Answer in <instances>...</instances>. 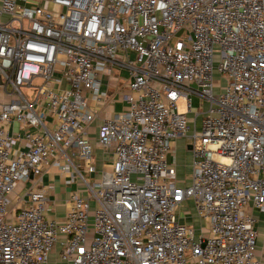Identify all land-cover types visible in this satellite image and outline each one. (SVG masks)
Returning a JSON list of instances; mask_svg holds the SVG:
<instances>
[{"label": "built area", "instance_id": "2783aa9c", "mask_svg": "<svg viewBox=\"0 0 264 264\" xmlns=\"http://www.w3.org/2000/svg\"><path fill=\"white\" fill-rule=\"evenodd\" d=\"M114 68L133 95L97 129L110 170L86 178L87 95L106 101ZM0 83V264H262L245 209L264 211V0H0ZM177 139L186 188L167 163ZM49 162L72 166L84 193L62 222L45 219L33 179ZM27 182V205L11 207ZM187 202L199 234L177 215Z\"/></svg>", "mask_w": 264, "mask_h": 264}, {"label": "crops", "instance_id": "0c3cea01", "mask_svg": "<svg viewBox=\"0 0 264 264\" xmlns=\"http://www.w3.org/2000/svg\"><path fill=\"white\" fill-rule=\"evenodd\" d=\"M115 69V68H114ZM113 69V70H114ZM113 70L108 76L103 77L102 89L107 93L108 99L102 102H95L90 95H87V104L90 110L95 113L96 119L89 126L87 135L92 145V166L95 168L96 174L88 175L89 178L98 179L100 173L109 171L112 163L111 154H106L102 151L96 141L97 129L102 121L114 117L116 114L125 110V103L121 100L119 94L133 95L127 87L126 77L121 76ZM119 72H125L123 69H117ZM124 81L123 83L121 81ZM192 115H189L191 117ZM10 132L18 133L21 131V126L13 122L9 126ZM31 131L34 132L33 129ZM24 140L18 141L16 148L23 150ZM16 149V150H17ZM68 155L72 158V163L78 166L80 162L77 158L72 157V151L69 150ZM167 163L170 164L176 173V184L179 187H189L177 183L178 174L185 171L192 172V155L189 145H185L180 139L171 143L170 151L167 155ZM88 177L87 175H85ZM33 179L39 181V185L47 193L48 202L46 204L44 217L47 221L62 222L70 208V196L74 192L82 193V187L79 179L75 174L72 166L68 170H62L49 162V166L45 169L41 176H34ZM30 188V183H20L11 195V207L21 208L27 205L26 191ZM84 195V193H82ZM21 200L23 202H21ZM20 202V203H19ZM246 214L250 215L254 220L253 229L256 232V252L255 255L259 261L264 264V211H259L252 208L250 205L245 209Z\"/></svg>", "mask_w": 264, "mask_h": 264}, {"label": "rangeland", "instance_id": "374dc122", "mask_svg": "<svg viewBox=\"0 0 264 264\" xmlns=\"http://www.w3.org/2000/svg\"><path fill=\"white\" fill-rule=\"evenodd\" d=\"M131 56V58L133 57V53L129 54ZM215 63H217V59L215 60ZM118 73L121 78L126 77L127 71L125 72H119V70H117V68H115L113 70V73ZM213 80L215 82L220 81V77L218 75H214L213 76ZM122 83L124 82L123 80L121 81ZM41 82L39 80H36L34 82V85H40ZM222 84V82H221ZM87 92V91H85ZM24 93L26 95H34L33 91H24ZM178 112L179 113H185L186 112V103L183 100H179L176 104ZM191 106L193 108L192 113L196 112V111H200L199 113H203L204 110L206 109V105L201 103V101L199 100V98L197 96H191ZM182 142H185V145H189L188 142L184 139H180ZM89 178V177H86ZM191 180V175L189 172H181L178 174L177 177V183L181 184V185H188L190 183ZM178 217L181 220V223L185 224V225H190L194 228L196 234H199L200 231L202 230V228L204 229V225H202L197 218L195 217V213H194V209L192 206L191 202H187L185 204V206L178 212Z\"/></svg>", "mask_w": 264, "mask_h": 264}, {"label": "water", "instance_id": "95a60500", "mask_svg": "<svg viewBox=\"0 0 264 264\" xmlns=\"http://www.w3.org/2000/svg\"><path fill=\"white\" fill-rule=\"evenodd\" d=\"M1 84V83H0ZM189 148H190V146H189ZM31 178H32V176H31Z\"/></svg>", "mask_w": 264, "mask_h": 264}]
</instances>
